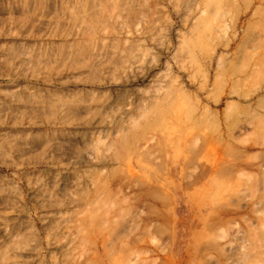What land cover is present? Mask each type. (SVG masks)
Listing matches in <instances>:
<instances>
[{
	"label": "rangeland",
	"instance_id": "1",
	"mask_svg": "<svg viewBox=\"0 0 264 264\" xmlns=\"http://www.w3.org/2000/svg\"><path fill=\"white\" fill-rule=\"evenodd\" d=\"M0 264H264V0H0Z\"/></svg>",
	"mask_w": 264,
	"mask_h": 264
}]
</instances>
